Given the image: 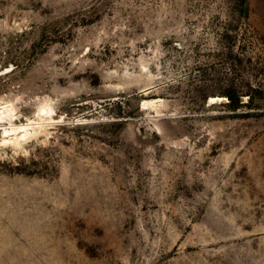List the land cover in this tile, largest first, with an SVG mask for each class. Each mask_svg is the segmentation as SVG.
I'll list each match as a JSON object with an SVG mask.
<instances>
[{
    "label": "rangeland",
    "instance_id": "rangeland-1",
    "mask_svg": "<svg viewBox=\"0 0 264 264\" xmlns=\"http://www.w3.org/2000/svg\"><path fill=\"white\" fill-rule=\"evenodd\" d=\"M2 107L0 264H264V0H0Z\"/></svg>",
    "mask_w": 264,
    "mask_h": 264
},
{
    "label": "bare ground",
    "instance_id": "bare-ground-1",
    "mask_svg": "<svg viewBox=\"0 0 264 264\" xmlns=\"http://www.w3.org/2000/svg\"><path fill=\"white\" fill-rule=\"evenodd\" d=\"M51 112H52V110L48 106H43L41 110H38V119L39 120H43V118L50 119ZM11 113H12L11 109H8L6 107H2L0 109V121L4 120L7 117L10 118L11 117ZM32 124H35V123H32ZM29 125H31V124L20 125V126H13L12 124H10V129H11L12 132H15L17 130H21V132L27 133V128H28ZM41 126H42V124H41ZM5 133H8V132L5 131Z\"/></svg>",
    "mask_w": 264,
    "mask_h": 264
},
{
    "label": "trees",
    "instance_id": "trees-1",
    "mask_svg": "<svg viewBox=\"0 0 264 264\" xmlns=\"http://www.w3.org/2000/svg\"><path fill=\"white\" fill-rule=\"evenodd\" d=\"M241 2H243V0H240ZM231 100H232V98H231Z\"/></svg>",
    "mask_w": 264,
    "mask_h": 264
}]
</instances>
